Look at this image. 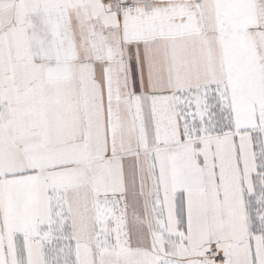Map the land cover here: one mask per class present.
Returning <instances> with one entry per match:
<instances>
[{
  "label": "snow or ice",
  "instance_id": "1",
  "mask_svg": "<svg viewBox=\"0 0 264 264\" xmlns=\"http://www.w3.org/2000/svg\"><path fill=\"white\" fill-rule=\"evenodd\" d=\"M0 264H264V0H0Z\"/></svg>",
  "mask_w": 264,
  "mask_h": 264
}]
</instances>
